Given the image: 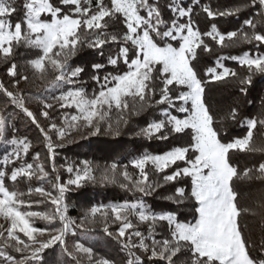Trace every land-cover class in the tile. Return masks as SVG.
Instances as JSON below:
<instances>
[{"label": "snow or ice", "instance_id": "6c2138e0", "mask_svg": "<svg viewBox=\"0 0 264 264\" xmlns=\"http://www.w3.org/2000/svg\"><path fill=\"white\" fill-rule=\"evenodd\" d=\"M250 10L252 18L228 32L216 23L202 31L194 19L200 12L215 21ZM15 14L19 16L13 21ZM213 44L221 50L253 47L239 56H218L214 66L204 68L201 75L194 62L202 53L212 54ZM20 47L36 51L24 67L36 79L49 82L54 91L51 96L36 98L47 126L26 106L19 90L21 80L29 82V75L20 73L13 61ZM83 49L106 55V64L91 65L90 78L99 85L91 93L77 87L87 83L81 78L85 69L69 63ZM227 59L235 60L244 74L225 66ZM0 64L17 89L9 90L0 81L5 107L15 106L39 129L52 173H57L53 176L45 169L39 152L32 163L27 162L33 144L27 137L9 138L14 117L0 108V144L4 146L0 157V264H42L45 251L55 246L60 247L62 257L70 258L64 264H117L115 259L98 256L91 245L74 241L69 246L67 238L76 234L77 227L96 224L118 243V251L124 254L122 264H264V238L257 244L244 219L259 215L264 234V196L257 212L238 201L234 186L238 180L264 183V162L241 171L230 160L235 153L264 155V139L259 143L254 139L255 130L264 128V107L256 117L245 118L238 107L220 116L206 100L209 84L234 82L246 96L254 78H264V0H238L225 8H214L202 0H0ZM120 64L127 70L100 75L105 67ZM159 106H164L160 108L163 118L147 123L135 135L168 140L188 132L189 143L160 153L143 152L127 164L112 162L102 169L83 160L78 167L68 165L70 178L60 182L54 162L57 147L73 143L77 137L119 136L128 116ZM53 109H72L74 114L61 111L58 123L50 115ZM170 109L185 115L178 117ZM114 112L118 114L115 124ZM227 121L246 125V134L222 140ZM184 178H190V188L180 185ZM34 180L38 184L33 187ZM9 181L11 185L24 181L29 186L21 191ZM89 183L118 186L139 198L133 203L92 206L78 223L68 215L66 193L72 186L79 189ZM164 188L168 191L159 198L174 208L153 211L143 197ZM34 195L41 199L33 201ZM189 202L192 220L181 221L179 214L187 210ZM43 203L52 205L51 209L31 210ZM37 219L47 226H35ZM112 225H118L115 231H109Z\"/></svg>", "mask_w": 264, "mask_h": 264}, {"label": "trees", "instance_id": "16d2710c", "mask_svg": "<svg viewBox=\"0 0 264 264\" xmlns=\"http://www.w3.org/2000/svg\"><path fill=\"white\" fill-rule=\"evenodd\" d=\"M22 2V0H21ZM187 3H191V0H186ZM238 0H202V3H211L212 6L225 8L236 4ZM197 11H199L197 9ZM167 12L165 16H167ZM254 15V12L246 11L240 14L239 17H226L219 18L215 21L205 18V14L200 12L199 15H195L194 19L198 22L199 27L202 31L207 30L212 23H216L221 31L228 32L231 30H237L243 26V21L245 19H250ZM19 14H15L12 19L15 21L18 19ZM176 46V42H173ZM253 46L241 45L239 47L230 49H219L218 46L213 44L214 51L212 54L202 53L200 54L198 61L194 62L203 74V69L206 67L214 66L215 60L218 56H239L244 51L251 49ZM36 55L35 50L26 49L24 47L17 48L14 53L13 61L18 64V71L22 74L26 73L29 75V82L25 83L23 80L20 81L19 90L24 94V97L32 99L34 96H51L54 91L50 89V84L47 81H40L36 79L30 70H27L24 65L28 59L34 58ZM69 63L72 66H80L85 69L81 74V78L87 83L83 85H77V87L86 88L89 93L93 90H97L99 85L91 80L92 69L91 65L93 63H105L106 55H98L96 50L83 49L71 58ZM225 66L230 67L238 71L241 75L244 74L245 70L240 68L235 60L227 59L223 61ZM127 70V66L120 64L118 68H113L112 66H107L101 70L100 75L103 76L108 72H123ZM54 75V74H53ZM51 76L49 80H51ZM0 81L4 82L5 87L9 90L17 91L12 87L13 78L6 75L5 66L0 64ZM58 94V92H55ZM45 98V97H44ZM6 98L2 93H0V108L4 109V114L7 116L11 114L14 119H10V128L12 131L9 132V138L13 136L27 137L33 144L32 149L29 151L26 160L28 163L33 162V158L37 152L40 153V161L44 164L47 171L52 173V161L49 159V154L47 148L45 147L42 134L35 125L31 124L29 119L20 112L15 106L8 104L5 107ZM206 100L211 104V110L213 113L225 116L231 107H238L242 116L245 118L256 117L261 113L262 107H264V78L256 77L253 80L251 86L248 87L247 95H243L239 91V86L234 82L227 83H213L209 84L206 88ZM179 103V102H178ZM40 109L42 105L40 104ZM164 106H159V108H151L140 115H130L128 116V124L121 128V135L115 136L111 134H102L99 136H87L86 138L77 137L76 141L73 143L64 144L61 147L56 148L54 162L60 176V182L66 183L70 178V174L66 171L68 165L80 166L81 161L89 160L92 162L93 167L104 168L110 165L112 162H118L120 164H127L133 156H138L143 152L160 153L172 146L176 145H186L190 142V135L188 132L181 134V138L177 139L174 135L168 140L159 139H145L143 137H138L135 132L141 127L147 126V123L154 119L163 117L160 114V108ZM35 113L37 118L43 126L48 125V121L43 117H39V111L35 108ZM66 112L67 109L50 110V115L57 119L59 123L60 112ZM173 115L178 117H183L184 113H179L175 109H170ZM118 114H112V122L115 124ZM226 132L222 130L221 139L224 141L231 140L234 137H242L246 134V125L240 122L227 121ZM190 131V130H189ZM264 128L258 127L254 133V139L259 143L264 136ZM56 140V137L53 136ZM4 154V146L0 144V157ZM191 155V153H190ZM230 160L235 164L239 170H243L247 167L258 166L259 162H264V155L262 154H248V153H235L230 154ZM129 171H134L131 168ZM57 173H52L55 176ZM99 173L97 172V175ZM8 184L24 191L29 186L27 182L21 181L16 185H11L9 181ZM37 181H33L31 186H36ZM180 185L185 188H190V178H184L180 181ZM234 186L238 192V201L245 206L255 209L257 212L260 211L259 203L262 196H264V183L260 180H238L234 181ZM45 188L51 190V185L45 184ZM72 191L66 193V200L69 204L68 215L75 218L79 223L84 216L85 211L92 206L107 205L110 203H123L125 201L129 203L135 202L139 198V194H134L132 192H126L114 185L100 186L97 184H86L82 188L72 187ZM168 191L167 188L158 190L157 193L152 196L143 197L145 203H147L153 211L160 212L166 211L174 208L173 205L161 200L160 194L162 192ZM25 199H29L25 197ZM30 199L33 201L41 199L39 196H32ZM52 205L49 203H43L39 206L34 205L31 210L46 211L50 210ZM192 202H189L186 211H181L179 214V219L181 221H191L193 213L191 211ZM249 225V229L252 232V239L259 244L261 239L264 238V234L261 233L260 227V216L247 215L244 217ZM46 227V223L44 222ZM118 225H112L109 231H115ZM162 235H167V232L163 229L160 230ZM246 230V234H247ZM75 235L68 236L69 246L74 241H79L85 243L86 246L91 245L95 248L98 256H104L108 258L115 259L117 264H122L123 253L119 252V245L115 239L109 237L103 231V226L100 224L96 225H86L83 229L76 228ZM159 238V236H158ZM18 259L21 258L20 254L12 253ZM70 258L62 257L60 253V247L55 246L48 249L43 254L42 264H64L66 260Z\"/></svg>", "mask_w": 264, "mask_h": 264}, {"label": "rangeland", "instance_id": "374dc122", "mask_svg": "<svg viewBox=\"0 0 264 264\" xmlns=\"http://www.w3.org/2000/svg\"><path fill=\"white\" fill-rule=\"evenodd\" d=\"M17 90V89H16ZM37 97H39V98H44V97H48V96H34V97H32V99H28V102H27V98H25V101H26V106L30 109V110H32L34 113L36 112L35 111V108L36 109H38V111L40 110V101H39V99H36ZM66 112H73V114H74V110H72V109H67V111ZM39 117H40V115H39ZM52 187V186H51ZM73 187V186H72ZM54 194H55V192H54ZM33 211H37V210H33ZM0 223H3L2 221H0ZM35 226H37V227H41V228H43L44 226H45V224H44V221H41V220H39V219H37L36 220V223H35ZM45 239L47 238V237H44Z\"/></svg>", "mask_w": 264, "mask_h": 264}]
</instances>
